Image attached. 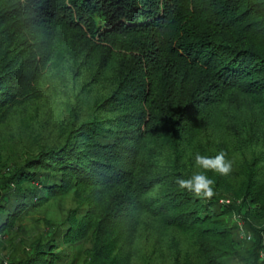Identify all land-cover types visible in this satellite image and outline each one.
Instances as JSON below:
<instances>
[{
	"label": "trees",
	"instance_id": "trees-1",
	"mask_svg": "<svg viewBox=\"0 0 264 264\" xmlns=\"http://www.w3.org/2000/svg\"><path fill=\"white\" fill-rule=\"evenodd\" d=\"M36 104L55 131L37 127L19 162L0 150L8 264H264V0H0V122ZM221 150L233 170L206 173L211 199L178 186L197 152ZM77 190L97 192L99 217L70 212L11 245Z\"/></svg>",
	"mask_w": 264,
	"mask_h": 264
},
{
	"label": "rangeland",
	"instance_id": "rangeland-1",
	"mask_svg": "<svg viewBox=\"0 0 264 264\" xmlns=\"http://www.w3.org/2000/svg\"><path fill=\"white\" fill-rule=\"evenodd\" d=\"M85 107L86 104L83 108ZM86 113L84 114L85 116H82V121L89 120V115H86ZM67 115L68 112L66 113V116ZM231 117L237 120L240 119L241 116L233 112ZM56 118V113L53 112V108L47 109L45 105L41 104L31 105V109L21 110V112L15 113L13 116L11 114L9 118L0 122V150H3V154L6 157L9 156L10 158L16 160V162H19V160L22 159L26 153V150L22 151V149L33 144L31 139L33 138L34 140L37 137V140L34 141L37 142L39 140L40 130L37 131V127L41 126V128L45 129H41V133H44L45 135L50 134L55 131L54 128L57 124ZM242 121L244 120L242 119ZM36 133H38V136ZM13 136L17 141H21V143H17V145L15 144V148H11L13 145H11L12 142H10V138ZM45 137L47 136H44V138ZM9 168H12V165H10ZM8 169H2L0 172L1 175L6 176ZM96 195L97 192H94V196H92L87 191L82 192L77 190V194L72 193L63 197L54 198L45 207L36 210L23 218V231L18 236V239L15 238L16 236L14 237L15 241L11 245H26L29 241H33L34 238L49 231L46 228V223L49 220L58 222L61 219L66 218L70 212L76 211V217L80 218V214H86V212L91 210L95 211V215H98L97 217H99L102 204L101 201L99 202L96 199ZM88 205L91 207L89 206V208ZM86 207L89 209L87 210ZM96 222L97 220L94 221V224H96ZM239 223L241 224H239L241 229L240 237L243 238L245 235H249L247 234L246 227L242 224V222ZM6 236L7 235L4 234L3 238H6ZM189 237L190 236L187 235L177 234V232L170 231L166 233V240L170 242V245H172V243L173 245H181L182 249H188L189 245H191ZM143 238V230L138 231V234L134 237L135 245H138L141 249L143 248V245L147 244L144 242ZM84 245H86L83 247L85 249L87 248V251L92 250V248L89 247V243ZM4 253L5 252H1L0 250V258L3 261V264H8L11 258L7 254L4 255ZM84 259H87L85 254L82 255L81 261L84 262Z\"/></svg>",
	"mask_w": 264,
	"mask_h": 264
},
{
	"label": "clouds",
	"instance_id": "clouds-1",
	"mask_svg": "<svg viewBox=\"0 0 264 264\" xmlns=\"http://www.w3.org/2000/svg\"><path fill=\"white\" fill-rule=\"evenodd\" d=\"M234 161L228 154L221 150L215 156L195 154V166L201 171L194 172L189 178H177L176 183L181 189H186L199 199H211L215 195V181L206 173L211 171L221 176H228L233 170ZM248 239H252L251 236Z\"/></svg>",
	"mask_w": 264,
	"mask_h": 264
},
{
	"label": "built area",
	"instance_id": "built-area-1",
	"mask_svg": "<svg viewBox=\"0 0 264 264\" xmlns=\"http://www.w3.org/2000/svg\"><path fill=\"white\" fill-rule=\"evenodd\" d=\"M240 224V223H239ZM241 225V224H240ZM241 230V229H240ZM249 236H247V238H248ZM261 257H262V253H261Z\"/></svg>",
	"mask_w": 264,
	"mask_h": 264
}]
</instances>
